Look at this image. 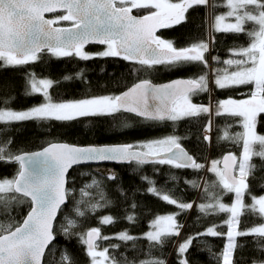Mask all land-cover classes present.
Wrapping results in <instances>:
<instances>
[{"label":"snow or ice","instance_id":"1","mask_svg":"<svg viewBox=\"0 0 264 264\" xmlns=\"http://www.w3.org/2000/svg\"><path fill=\"white\" fill-rule=\"evenodd\" d=\"M207 3L208 0H0V63L3 66L27 65L36 61L44 51L57 57L76 55L88 60L93 57L83 51L85 45L97 43L106 45L98 56H118L141 67L165 65L178 68L191 63L207 66V42L200 41L177 49L172 42L156 35L161 28L180 24L189 8ZM227 7L229 11L226 16L215 17V31L245 32L244 25L249 22L254 27L247 32L249 45L233 49L232 55L237 58L224 61L228 67L217 72L215 86L225 89L252 85L255 90L248 99H228L217 103V116L223 112L238 117L244 129L234 137L226 130L223 137L241 144V157L238 159L230 153L222 161H212L210 169L217 175L218 184L226 192L234 193L235 200L231 205H225L220 197L214 196L213 202L200 205V211L207 213L211 209L230 214L225 221L228 224V243L222 253V264H233L237 237L254 236L264 240V223L244 231L238 228L239 217L246 212L264 219V196L253 197L251 204H246L244 200L248 177L255 168L251 163L252 158L256 156L264 160V135L256 132L257 116L264 113V0H227ZM134 10H144L145 14L134 15ZM57 12L60 15L54 19L45 18V13ZM228 17H235V23H224ZM60 21H71L72 26L53 27ZM30 83L29 94L43 92L45 102L27 111L0 110V123L72 121L77 117L120 111L134 113L146 120L177 121L210 113L209 107L194 104L191 100L192 96L209 90L205 75L162 86H154L144 80L121 95L59 103L53 102L46 90L52 81H37L32 77ZM204 139L208 140L209 137L205 136ZM133 160L139 164H170L176 168L203 167L181 147L176 136L138 145L76 147L53 143L42 151L15 155L0 146V162H14L19 166L14 177L0 180V204L5 208L12 201L31 205L22 223H0V264H42L45 250L54 239L53 221L67 195L65 183L69 168L84 162ZM220 163H223V168L218 170ZM151 191L182 210L193 207L167 194L157 193L156 189ZM111 222V217L102 221L105 224ZM179 227L174 216H159L153 221V231L147 233V239L162 244L165 238L179 235ZM203 235L219 236L222 233L208 228ZM81 239L87 245L92 264H115L108 256L107 249L97 251L96 240L106 239L98 228L91 229ZM119 239L131 240L133 237L121 233ZM192 239L180 244L179 253L183 254L189 248ZM63 260L68 261V257H63ZM152 264L164 262L153 261ZM181 264H187V261L182 260Z\"/></svg>","mask_w":264,"mask_h":264},{"label":"trees","instance_id":"2","mask_svg":"<svg viewBox=\"0 0 264 264\" xmlns=\"http://www.w3.org/2000/svg\"><path fill=\"white\" fill-rule=\"evenodd\" d=\"M225 0H208L206 5H194L185 13L180 23L165 28L158 36L173 43L177 49L204 41L209 45L205 53L207 66L200 63L172 68L156 65L141 67L115 57L81 60L72 56L57 57L50 52L22 66L6 67L0 63V110L26 111L44 103L39 94H29V78L52 81L48 94L53 102H72L100 96L121 95L141 81L162 85L174 80L198 78L205 75L210 82L207 92L191 97L194 104L212 108V118L207 114L186 117L177 121H144L116 112L109 116L81 117L72 121L31 120L18 123H0V146L15 154L41 151L50 144H68L76 147H102L123 144L138 145L169 136L179 137L181 147L199 164L200 169L176 168L170 164L87 167L73 169L67 177V204L54 224V241L46 251L42 264H91L83 237L93 228H98L102 237L97 242L115 264H222V253L227 245L228 213L208 210L200 211L201 204L213 202L220 197L221 203L231 205L235 195L227 193L205 168L212 161H220L227 154L238 159L242 154L240 143L224 139L227 130L230 136L241 133L240 118L227 114L217 116L219 101L247 99L254 90L252 85L219 89L214 79L218 71L227 67L224 61L235 59L233 49L247 47V35L254 25H244L245 32L216 33L209 26L215 17L225 14ZM134 15L145 14L144 10ZM60 15V14H59ZM58 15H47L54 19ZM55 27L69 28L70 21H60ZM101 48L84 50L97 53ZM231 70V69H230ZM212 98V103H211ZM212 122V135L208 143L204 131ZM256 132L264 135V113L257 116ZM255 147L259 148L258 145ZM254 171L248 177V189L244 197L246 204L253 197L264 196V160L253 156ZM18 166L12 162H0V180L15 176ZM106 170L113 176L99 174ZM157 193L169 195L182 203L193 205L182 210L164 202ZM70 193V194H68ZM31 208L30 203L12 201L7 208L0 204V223H22ZM172 215L179 227V235L164 239L162 244L141 238L150 231L153 221L159 216ZM111 217V223H102ZM129 217H132L129 220ZM241 231L264 223L259 215L246 212L239 217ZM71 222V227L68 224ZM208 228H214L219 236H207ZM67 229V233L65 232ZM121 233L132 236L121 240ZM192 239L189 248L179 253L180 244ZM237 248L232 256L233 264H262L264 262V240L254 236L237 237ZM67 256L68 261L63 260ZM109 264V262H107Z\"/></svg>","mask_w":264,"mask_h":264},{"label":"water","instance_id":"3","mask_svg":"<svg viewBox=\"0 0 264 264\" xmlns=\"http://www.w3.org/2000/svg\"><path fill=\"white\" fill-rule=\"evenodd\" d=\"M60 13L59 12H57V13H45V18H46V16L47 15H59ZM71 22V21H70ZM72 23V22H71ZM53 27H55V26H53ZM165 28H161V29H159L158 31H157V33H156V35H159L163 30H164ZM89 47H94V48H101V47H104V45H102V44H97V43H89V44H87V45H85V47H84V49L85 48H89ZM46 52H48V51H44V52H41L40 54H39V56L42 54V53H46ZM51 53V52H50ZM115 58H119V59H123V58H121V57H115ZM126 61H128V60H126ZM128 62H131V63H134V62H132V61H128ZM180 80V79H179ZM174 81H176V80H174ZM173 81H171V82H168V83H165V84H162V85H166V84H170V83H172ZM162 85H154V86H162ZM132 88V87H131ZM129 90V89H128ZM127 90V91H128ZM126 92V91H125ZM119 113H122V114H124V115H129V116H132V117H134V118H137V119H140V120H144V121H152V122H163V121H166V120H163V121H154V120H146V119H144V118H142V117H139V116H137L136 114H134V113H128V112H124V111H120ZM48 147V146H47ZM43 150V149H42ZM41 150V151H42ZM228 155V154H227ZM224 156H226V155H224ZM223 156V157H224ZM223 157L220 159V161H222V159H223ZM12 164H15V165H17L18 166V164H16V163H14V162H12ZM130 164H139V163H137L136 161H123V162H118V161H92V162H84V163H81V164H77V165H73L71 168H69L68 169V171H67V174H66V183H65V189H67V177H68V175H69V173L73 170V169H77V168H87V167H112V166H128V165H130ZM148 164H152L151 162L150 163H143V165H148ZM19 167V166H18ZM219 167H220V169H222L223 168V163H220L219 164ZM183 169H189V168H183ZM66 204H67V195H66V197H65V202L60 206V208L58 209V211H57V214H56V217H55V220L53 221V228H54V224H55V222H56V220H57V218H58V214H59V212H60V210L63 208V207H65L66 206ZM27 216V215H26ZM25 216V217H26ZM53 241H54V239L51 241V243L48 245V247H47V249L45 250V253H46V251L48 250V248L51 246V244L53 243ZM99 241V239L98 240H96V243ZM86 245V244H85ZM86 248H87V245H86ZM88 250V249H87ZM45 255V254H44ZM44 258V257H43ZM43 258H42V262H43Z\"/></svg>","mask_w":264,"mask_h":264},{"label":"rangeland","instance_id":"4","mask_svg":"<svg viewBox=\"0 0 264 264\" xmlns=\"http://www.w3.org/2000/svg\"><path fill=\"white\" fill-rule=\"evenodd\" d=\"M224 6H225V8H226V12H225V14H223V16H226L227 15V12L229 11V9H228V7H227V0H225V2H224ZM220 16H222V15H220ZM229 22H231V23H235V17H228L225 21H224V23H229ZM215 23V19L213 20V23L209 26V34L212 32V30L214 31V32H216V33H230V32H218V31H215L214 29H213V24ZM106 49V45H104V47L102 48V50L101 51H99V52H97V53H89V52H87V51H85L84 49H83V51H85V52H87V53H89L93 58H91V59H94V58H104V57H100V56H98L97 54L98 53H100V52H102V51H104ZM75 57H77L76 55H74ZM78 59H80L79 57H77ZM91 59H88V60H91ZM81 60H83V59H81ZM6 67H10V66H6ZM228 67V66H227ZM33 77V76H32ZM32 77H30L29 78V86H30V92H31V83H30V81H31V78ZM37 81H39V79H36ZM241 86H243V85H241ZM51 87V86H50ZM50 87L49 88H47L46 90H47V92L49 91V89H50ZM209 88H210V82H209ZM255 90V89H254ZM253 90V91H254ZM33 94H39V95H42L43 96V92H37V93H33ZM248 98H250V95H249V97ZM247 98V99H248ZM242 100H244V99H242ZM240 101V100H239ZM211 103H212V98H211ZM210 113H208L210 116H211V118H212V108H211V105H210ZM27 111V110H26ZM113 114H115V113H113ZM113 114H105V115H96V116H83V117H100V116H109V115H113ZM222 114H226V113H223L222 112ZM228 115V114H227ZM77 118H81V117H77ZM76 118V119H77ZM28 121H31V120H28ZM52 121H55V120H52ZM18 122H25V121H18ZM18 122H11V123H18ZM243 128V127H242ZM206 129H208L207 131H206ZM206 129H205V131H204V137L205 136H208L209 137V139L208 140H206L208 143L210 142V138H211V135H212V122L210 121L209 122V124H208V126L206 127ZM244 131V129L242 130V132ZM211 167H212V163H208V165H207V167L205 168V173H209V174H211L217 181H218V177H217V175L213 172V171H211L210 169H211ZM217 168H218V170L220 169V167H219V164L217 165ZM99 174H102V175H105V176H110V177H112L113 175L111 174V173H109L108 171H106V170H98L97 171ZM222 187V186H221ZM228 193V192H227ZM68 194H70V193H68ZM231 194H233L234 195V193H231ZM164 201V200H163ZM164 202H166V201H164ZM253 202V201H252ZM167 203V202H166ZM169 204V203H168ZM172 205V204H171ZM210 210V209H209ZM217 212H219V213H226V212H220V211H218V210H216ZM229 214V213H228ZM230 215V214H229ZM68 227L70 228L71 226H70V224H68ZM214 229V228H213ZM215 230V229H214ZM150 231H153V228H152V226H151V229H150ZM149 231V232H150ZM207 232V231H206ZM148 233V232H147ZM147 233L146 234H144L141 238H143V239H146L147 241H149L148 239H147ZM178 236V235H177ZM207 236H212V235H207ZM150 242H152V241H150ZM228 243V242H227ZM97 244V243H96ZM98 245V244H97ZM97 251H102V250H100L99 249V246L97 247ZM90 259H91V264H92V258L90 257ZM105 264H108L107 262H105Z\"/></svg>","mask_w":264,"mask_h":264}]
</instances>
